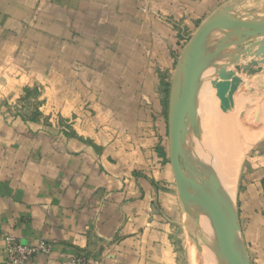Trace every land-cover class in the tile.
<instances>
[{
    "label": "crops",
    "instance_id": "1",
    "mask_svg": "<svg viewBox=\"0 0 264 264\" xmlns=\"http://www.w3.org/2000/svg\"><path fill=\"white\" fill-rule=\"evenodd\" d=\"M247 3L0 0V264L9 234L53 244L28 264L79 253L88 264H185L168 73L185 28L243 19L257 6ZM217 208L229 209L222 196ZM240 221L251 264H264L261 198Z\"/></svg>",
    "mask_w": 264,
    "mask_h": 264
},
{
    "label": "rangeland",
    "instance_id": "2",
    "mask_svg": "<svg viewBox=\"0 0 264 264\" xmlns=\"http://www.w3.org/2000/svg\"><path fill=\"white\" fill-rule=\"evenodd\" d=\"M247 1V5L257 6L253 10L245 11L241 15L243 20L264 21V0ZM196 33L185 28L183 34L180 35L178 47L182 48V54ZM216 35L217 33L209 35L200 48L193 100L183 136L185 154L181 161L187 177L195 183L194 187L189 185L191 192H196L199 196L205 194L208 200L215 205L222 196L229 205L227 212H233L240 226L245 203L252 204L256 198H261L264 202V72L251 75L244 71L254 61L261 62L264 68L262 57L264 48H261L257 56L249 53L250 49L257 52L256 44L264 38L250 37L247 39L242 36L243 41L238 48L244 52L236 56V62L229 64L228 57H225L223 64L225 72L235 73L243 81L234 95L233 102H230V87L217 89L216 82L206 71L209 63V50ZM205 50L208 51L205 52ZM182 58L183 55H180L175 59L173 71L168 73V94L173 85L171 77L174 75L175 78ZM238 67L243 70L239 71ZM168 161L172 165L169 120ZM225 169L230 173L223 172L226 171ZM225 175H229L227 183ZM216 186L219 190L215 188ZM177 191L182 203L178 243L185 264H229L217 229L200 208L194 211L182 197L179 189ZM238 247L247 264H251L248 245L242 240Z\"/></svg>",
    "mask_w": 264,
    "mask_h": 264
},
{
    "label": "water",
    "instance_id": "3",
    "mask_svg": "<svg viewBox=\"0 0 264 264\" xmlns=\"http://www.w3.org/2000/svg\"><path fill=\"white\" fill-rule=\"evenodd\" d=\"M215 32L217 35L210 48L206 71L216 82L217 89L222 90L230 87L229 100L233 102L234 95L238 92L243 81L235 73L225 72L223 67L225 57H228L229 64L236 62V56L244 52L238 48L243 41L242 36L247 39L250 37L264 38V21L243 20L223 12L206 21L193 36L178 65L171 89L169 107L170 158L180 194L194 211L197 208H202L208 213L221 238L227 262L229 264H247L238 247L242 234L235 215L233 212H222L217 208L218 204L215 205L209 201L205 194L199 196L196 192H191L189 185L194 187L195 183L187 177L181 161L184 154L183 136L193 100L197 76L195 72L197 73L198 69L200 48L206 38ZM238 33L241 36L236 39L235 34ZM256 46L257 52L252 49L249 50V53L254 56L259 55L261 48H264V39ZM262 57L264 58V55ZM251 67L255 69H250ZM238 70L243 69L238 67ZM263 70L262 63L257 61L252 62L250 66L244 69L251 75H257Z\"/></svg>",
    "mask_w": 264,
    "mask_h": 264
},
{
    "label": "built area",
    "instance_id": "4",
    "mask_svg": "<svg viewBox=\"0 0 264 264\" xmlns=\"http://www.w3.org/2000/svg\"><path fill=\"white\" fill-rule=\"evenodd\" d=\"M6 264H28L39 255L50 256L53 244L41 241L36 244L25 243L13 235L5 236ZM89 259L84 254L73 255L65 264H88Z\"/></svg>",
    "mask_w": 264,
    "mask_h": 264
},
{
    "label": "bare ground",
    "instance_id": "5",
    "mask_svg": "<svg viewBox=\"0 0 264 264\" xmlns=\"http://www.w3.org/2000/svg\"><path fill=\"white\" fill-rule=\"evenodd\" d=\"M240 34L238 33V34H235V38L237 39V38H240ZM207 50H205V52H206ZM210 51V50H209ZM202 56V55H201ZM202 58H203V56H202ZM203 60H204V58H203ZM204 62H205V60H204ZM207 69V68H206ZM206 72V71H205ZM239 101V100H238ZM216 107V106H215ZM258 112V111H257ZM245 113V112H244ZM261 118V117H260ZM236 119H237V117H236ZM216 122V121H215ZM226 122V121H225ZM217 123V122H216ZM220 123V122H219ZM213 127V126H212ZM228 127V126H227ZM230 128V127H229ZM228 128V129H229ZM214 131V130H213ZM216 131V130H215ZM214 131V132H215ZM233 135H235V134H233ZM235 136H237V135H235ZM227 138V137H226ZM224 139V138H223ZM228 140V139H227ZM234 140V139H233ZM241 140V139H240ZM211 142V141H210ZM220 144V143H219ZM225 144V143H224ZM232 147H235L236 148V146H233V145H231ZM216 147V146H215ZM220 147V146H219ZM228 147H230V146H228ZM221 148V147H220ZM222 149V148H221ZM215 150V149H214ZM218 150V149H217ZM231 150V149H230ZM226 151V150H225ZM235 151H236V149H235ZM220 152V151H219ZM223 152V151H222ZM228 152V151H227ZM230 153V152H229ZM228 153V154H229ZM234 154H235V152H234ZM235 156V155H234ZM224 158V157H223ZM227 158V157H226ZM219 160V159H218ZM221 161V160H220ZM223 162H225V160H222ZM217 163V162H216ZM217 164H219V162L217 163ZM220 168V167H219ZM222 169V168H221ZM226 170V169H225ZM223 171V170H222ZM221 171V172H222ZM223 172H227V173H230V171H223ZM224 174V173H223ZM225 177H226V179H225V182H226V180H227V178H229V175H225ZM227 182H229V180H227ZM226 182V183H227ZM231 184V183H230ZM201 210H202V212L203 213H205L206 215H207V219H209V221L211 222V224L216 228V226H215V224L213 223V221H212V219L210 218V216L208 215V213L204 210V209H202V208H200ZM222 212H227V211H224V210H221ZM228 213V212H227ZM217 229V228H216Z\"/></svg>",
    "mask_w": 264,
    "mask_h": 264
}]
</instances>
